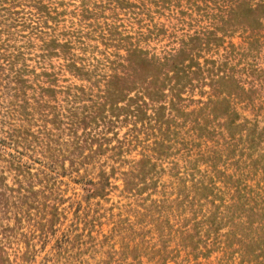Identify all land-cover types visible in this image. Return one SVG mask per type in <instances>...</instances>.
Returning a JSON list of instances; mask_svg holds the SVG:
<instances>
[{"label":"rangeland","instance_id":"rangeland-1","mask_svg":"<svg viewBox=\"0 0 264 264\" xmlns=\"http://www.w3.org/2000/svg\"><path fill=\"white\" fill-rule=\"evenodd\" d=\"M263 212L264 0H0V264H264Z\"/></svg>","mask_w":264,"mask_h":264},{"label":"trees","instance_id":"trees-1","mask_svg":"<svg viewBox=\"0 0 264 264\" xmlns=\"http://www.w3.org/2000/svg\"><path fill=\"white\" fill-rule=\"evenodd\" d=\"M189 52V49H182L176 52L174 55L166 56L162 60L155 57L148 58L145 53L141 50H132L127 52L126 61L131 68V72L135 74L134 76L136 78V81L133 80V86L129 88L127 87V89H125L124 86L121 84L124 82L126 83L127 81L124 74L121 73L120 75H114L112 76L111 80L107 82L106 94L109 98L112 99V101L120 100V97H122L126 92H130L132 89H134L132 87H137V85L142 83V81H144V78L154 80L152 84L153 86H155V80H177L181 74L188 75L187 77H195L197 75V71L192 70V67H194L192 65L194 63L190 60L188 64H185L186 59H188L189 57ZM195 65L197 66L196 63ZM197 69L199 68L197 67ZM219 82L224 85L226 84L227 79L220 78ZM164 88L165 84L161 82L159 84H156V86L153 87L150 91H144L150 101L157 102L160 97L163 96ZM226 92L229 93L228 91ZM216 105H222L224 107V114L222 116V127L224 130H242V128L246 127L245 125L236 123V113L231 109V104L227 103L226 99L214 102L213 106ZM246 130H249V128H246ZM86 185L90 187V190L92 189V196L98 195L99 186L97 184L89 182ZM208 191L209 190L206 186H203L202 184H194L193 193L198 196L199 199H205ZM261 216H264V212L261 214L254 215V217L257 218ZM200 220L201 221H198L196 223L214 224L217 219L212 218V220H209L206 217V220H203L202 217H200Z\"/></svg>","mask_w":264,"mask_h":264}]
</instances>
